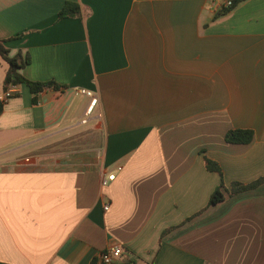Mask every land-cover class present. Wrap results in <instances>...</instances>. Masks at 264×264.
<instances>
[{
  "label": "crops",
  "instance_id": "0c3cea01",
  "mask_svg": "<svg viewBox=\"0 0 264 264\" xmlns=\"http://www.w3.org/2000/svg\"><path fill=\"white\" fill-rule=\"evenodd\" d=\"M65 1L0 0L17 71L59 85L1 107L0 264H103L109 245L119 264H264V181L226 190L264 176V0H69L81 15L57 18ZM77 88L97 98L85 122Z\"/></svg>",
  "mask_w": 264,
  "mask_h": 264
},
{
  "label": "trees",
  "instance_id": "16d2710c",
  "mask_svg": "<svg viewBox=\"0 0 264 264\" xmlns=\"http://www.w3.org/2000/svg\"><path fill=\"white\" fill-rule=\"evenodd\" d=\"M241 1L243 0H231V4L228 7L222 8L216 14H222L230 11L232 8H234V6H236ZM80 15H81V11L78 3L67 0L62 4L61 8L59 9L57 13V18L78 17ZM4 42H5L4 39H0V55L8 64L3 88H5L9 83H18V84L24 83L29 87L31 93L33 94L32 101L34 102L36 101L35 94L37 92L45 88L59 87V85L53 81H44V82L31 81L23 77L17 70L29 62L30 60L29 55L27 53L24 55L17 53L13 56H9L8 48L6 47ZM1 107L2 104L0 103V111H1ZM252 135L253 132L250 129L236 128V129L228 130L224 135V139L227 142H231V143H248L252 139ZM204 163H205V167L208 170L214 171L220 176V182L216 186V188L212 191L208 202L209 204H215L218 201H220L223 197V193L221 190L225 186L222 180V171L218 163L214 160L204 157ZM263 181H264V176L259 177L247 183L232 181L229 185V188L226 190L229 194H236L240 191L253 188Z\"/></svg>",
  "mask_w": 264,
  "mask_h": 264
},
{
  "label": "built area",
  "instance_id": "2783aa9c",
  "mask_svg": "<svg viewBox=\"0 0 264 264\" xmlns=\"http://www.w3.org/2000/svg\"><path fill=\"white\" fill-rule=\"evenodd\" d=\"M231 4V0H223L220 4L222 8H226ZM212 6L217 7L218 4L212 2ZM18 83H9L5 88L0 89V103H5L10 97L18 92ZM75 93L79 95H84L88 98V103L86 109L84 111V117L81 119L82 122L86 121V117L92 112L93 106L96 103V95L95 93L86 88H77L75 89ZM115 173H108L105 177H103L101 183L105 184L108 181L114 179ZM104 208H107V205H104ZM123 254V250L119 245H109L105 247L97 256V259L103 264H119L120 257ZM129 264H136L134 262H128Z\"/></svg>",
  "mask_w": 264,
  "mask_h": 264
},
{
  "label": "rangeland",
  "instance_id": "374dc122",
  "mask_svg": "<svg viewBox=\"0 0 264 264\" xmlns=\"http://www.w3.org/2000/svg\"><path fill=\"white\" fill-rule=\"evenodd\" d=\"M35 147L32 148V151H28L29 152L28 153L29 155L46 154L47 152H50V151H47V144H46V142L45 143H42L40 145H37Z\"/></svg>",
  "mask_w": 264,
  "mask_h": 264
}]
</instances>
